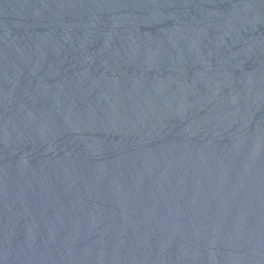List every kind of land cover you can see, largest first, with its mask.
Here are the masks:
<instances>
[{"label":"water","instance_id":"95a60500","mask_svg":"<svg viewBox=\"0 0 264 264\" xmlns=\"http://www.w3.org/2000/svg\"><path fill=\"white\" fill-rule=\"evenodd\" d=\"M0 264H264V0H0Z\"/></svg>","mask_w":264,"mask_h":264}]
</instances>
